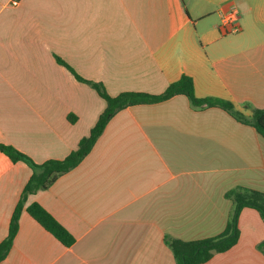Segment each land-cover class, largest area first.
<instances>
[{
    "label": "crops",
    "instance_id": "crops-1",
    "mask_svg": "<svg viewBox=\"0 0 264 264\" xmlns=\"http://www.w3.org/2000/svg\"><path fill=\"white\" fill-rule=\"evenodd\" d=\"M236 6L240 31L221 35ZM111 96L162 94L189 76L198 98L264 109V0H0V144L35 163L63 160ZM73 116V121L70 119ZM33 174L0 151V243ZM264 192V137L219 107L184 95L117 113L89 155L23 203L0 264H176L166 236L226 229L230 190ZM38 203L76 239L65 247L27 212ZM240 237L206 264H264V222L239 216Z\"/></svg>",
    "mask_w": 264,
    "mask_h": 264
},
{
    "label": "trees",
    "instance_id": "trees-1",
    "mask_svg": "<svg viewBox=\"0 0 264 264\" xmlns=\"http://www.w3.org/2000/svg\"><path fill=\"white\" fill-rule=\"evenodd\" d=\"M59 61L67 66L78 81L90 84L100 97L105 100L106 108L100 114L89 135L83 137L78 144V148L63 160L52 159L42 164H37L29 156L21 153L16 148L0 144V151L8 156L13 163L19 161L25 162L33 170V174L25 186L22 200L13 213L9 234L0 243V262L7 257L13 246L14 238L18 233L19 220L26 197L38 190L49 188L58 177L77 167L89 155L111 119L117 113L130 106L159 103L177 95H184L189 99L194 108H222L230 113L238 122L252 126L264 137V109L252 108V115L246 116L244 113L238 111L235 105L228 100L215 97L198 98L195 95L193 79L189 76H182L180 80L170 84L162 94L124 92L117 96H111L105 91L103 84L85 80L68 64L62 60ZM70 119L73 121V116ZM226 197L232 200L233 207L226 229L220 235L194 241H183L166 236V244L170 247L176 264H206L216 254H222L231 250L239 241L238 220L240 213L246 208L255 209L264 222V192L237 187L227 192ZM27 212L65 247H71L75 243V237L40 204H31L27 208ZM259 248L264 252V241Z\"/></svg>",
    "mask_w": 264,
    "mask_h": 264
},
{
    "label": "built area",
    "instance_id": "built-area-1",
    "mask_svg": "<svg viewBox=\"0 0 264 264\" xmlns=\"http://www.w3.org/2000/svg\"><path fill=\"white\" fill-rule=\"evenodd\" d=\"M239 10L236 6L230 7L228 10L220 12V24L218 30L221 35H229L240 31L238 26Z\"/></svg>",
    "mask_w": 264,
    "mask_h": 264
}]
</instances>
